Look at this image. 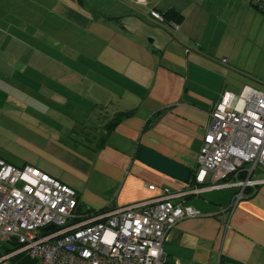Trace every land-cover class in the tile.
<instances>
[{"label":"crops","instance_id":"1","mask_svg":"<svg viewBox=\"0 0 264 264\" xmlns=\"http://www.w3.org/2000/svg\"><path fill=\"white\" fill-rule=\"evenodd\" d=\"M146 1L0 0V157L74 188L81 213L191 187L138 149L195 172L210 112L242 78L247 16L264 11L252 0ZM152 9L177 11L178 29ZM236 190L186 197L200 214L170 233V261L216 264L221 252V264H264V184L230 212ZM16 248L0 236L9 264H46Z\"/></svg>","mask_w":264,"mask_h":264},{"label":"built area","instance_id":"2","mask_svg":"<svg viewBox=\"0 0 264 264\" xmlns=\"http://www.w3.org/2000/svg\"><path fill=\"white\" fill-rule=\"evenodd\" d=\"M253 1L264 6V0ZM150 13L160 23L168 21L156 9ZM168 22L178 29L175 21ZM210 119L191 187L163 188L159 197L92 213L79 211L74 188L0 157V236L17 243L15 252L46 264H180L168 259L164 245L181 220L200 214L186 204L187 196L235 187L232 212L248 188L264 184L254 179L258 167L264 170V92L250 86L239 95L226 90ZM8 258L0 254V264H9ZM221 258L220 252L216 264Z\"/></svg>","mask_w":264,"mask_h":264},{"label":"rangeland","instance_id":"3","mask_svg":"<svg viewBox=\"0 0 264 264\" xmlns=\"http://www.w3.org/2000/svg\"><path fill=\"white\" fill-rule=\"evenodd\" d=\"M253 8L259 13L251 10L247 16L248 25L244 27L242 32V41H244L246 49L238 68L244 71H242L241 80L238 79L235 82L238 85L235 95H239L245 85L264 92V11L254 6ZM242 41L240 45H242ZM255 173L257 176L264 175V170L258 167ZM231 188L236 189L235 187L226 189Z\"/></svg>","mask_w":264,"mask_h":264},{"label":"water","instance_id":"4","mask_svg":"<svg viewBox=\"0 0 264 264\" xmlns=\"http://www.w3.org/2000/svg\"><path fill=\"white\" fill-rule=\"evenodd\" d=\"M77 1L79 4L86 6L84 0ZM137 157L147 165L185 183H189L194 174L190 167L144 145L139 147Z\"/></svg>","mask_w":264,"mask_h":264},{"label":"trees","instance_id":"5","mask_svg":"<svg viewBox=\"0 0 264 264\" xmlns=\"http://www.w3.org/2000/svg\"><path fill=\"white\" fill-rule=\"evenodd\" d=\"M252 4H253V5H256V4L254 3L253 0H252ZM163 15L165 16V18H166L167 20H168V18H170V17L176 19V18H178V17L181 16L177 11H175V10H173V9L168 10L167 12L163 13ZM117 123H118V120L114 121L110 126H111V127H114ZM104 209H106V208H104ZM102 210H103V209H102ZM17 246H18V245H17V243H16V247H17Z\"/></svg>","mask_w":264,"mask_h":264}]
</instances>
